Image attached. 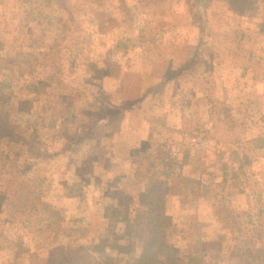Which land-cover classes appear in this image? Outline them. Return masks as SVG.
<instances>
[{
  "label": "rangeland",
  "instance_id": "obj_1",
  "mask_svg": "<svg viewBox=\"0 0 264 264\" xmlns=\"http://www.w3.org/2000/svg\"><path fill=\"white\" fill-rule=\"evenodd\" d=\"M148 190L264 264V0H0V264H133Z\"/></svg>",
  "mask_w": 264,
  "mask_h": 264
},
{
  "label": "trees",
  "instance_id": "obj_2",
  "mask_svg": "<svg viewBox=\"0 0 264 264\" xmlns=\"http://www.w3.org/2000/svg\"><path fill=\"white\" fill-rule=\"evenodd\" d=\"M194 1L196 5H199V3L201 4L207 0ZM231 1L238 6L249 2V0ZM198 10H200L202 14L205 13L204 6L199 7ZM152 192V190L146 191L147 197L151 200L150 210L146 211L144 214L147 235L143 243L141 254L133 261V264H192L191 261L193 258L188 257L187 260H184L177 254L175 247L169 245L165 241L163 230L169 217L164 213L160 197L155 195L153 197L150 196ZM3 194L4 193H0V202L3 199ZM77 251L78 250H74L73 253L78 254ZM80 262L81 260H78L75 264H80ZM84 263L90 264L87 260H84Z\"/></svg>",
  "mask_w": 264,
  "mask_h": 264
}]
</instances>
